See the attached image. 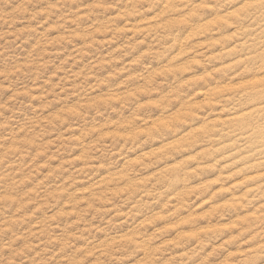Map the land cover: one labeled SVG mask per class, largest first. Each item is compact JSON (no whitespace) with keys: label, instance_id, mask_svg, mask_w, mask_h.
<instances>
[{"label":"rangeland","instance_id":"1","mask_svg":"<svg viewBox=\"0 0 264 264\" xmlns=\"http://www.w3.org/2000/svg\"><path fill=\"white\" fill-rule=\"evenodd\" d=\"M262 94L264 0H0V264H264Z\"/></svg>","mask_w":264,"mask_h":264},{"label":"bare ground","instance_id":"2","mask_svg":"<svg viewBox=\"0 0 264 264\" xmlns=\"http://www.w3.org/2000/svg\"><path fill=\"white\" fill-rule=\"evenodd\" d=\"M248 60H250V59H248ZM260 94H261V93H260ZM262 95H264V94H262ZM257 97H258V96H257ZM258 102H259V101H258ZM261 104H262V103H261ZM261 104L259 103V105H261ZM263 104H264V103H263ZM262 111H263V110H262ZM262 113H263V112H262ZM262 116H263V114H262ZM262 116H261V117H262ZM261 117H259V118H261ZM253 151H254V150H253ZM255 151H256V150H255ZM254 153H255V152H254ZM260 153H261V152H260ZM260 153H259V154H260ZM255 154H256V153H255ZM261 154H262V153H261ZM256 155H258V154H256ZM262 191H263V189H262Z\"/></svg>","mask_w":264,"mask_h":264}]
</instances>
